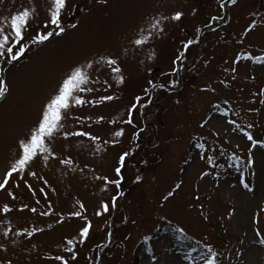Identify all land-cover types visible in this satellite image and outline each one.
Segmentation results:
<instances>
[{"label":"rangeland","instance_id":"rangeland-1","mask_svg":"<svg viewBox=\"0 0 264 264\" xmlns=\"http://www.w3.org/2000/svg\"><path fill=\"white\" fill-rule=\"evenodd\" d=\"M48 7L49 0H0V18L21 8L37 13L25 33L26 53L12 64L0 60V75L11 89L0 99V181L18 158V141L28 135L65 74L88 61L93 68L86 69L87 87L93 91L79 95L92 103L74 106L63 123L66 131L99 139H64L61 133L47 160L36 159L0 189V264H60L57 255L68 259L64 241L78 238L84 220L71 213L81 203L93 227L85 244L77 245L73 264H92L97 255L96 264H192L205 244L219 253L220 264H264L259 243L264 238V147L249 152L250 142L228 123H255L254 138L264 140V97L253 95L264 89V64L246 58L264 57V0L235 5L230 0H67L64 32L32 44L30 38L45 31ZM177 11L183 14L179 21L162 19ZM155 20H161L163 31L151 29ZM252 22L255 28L245 32ZM149 31L145 45L132 43ZM189 40L193 43L184 49ZM109 57L118 60L122 84L103 62ZM103 96L114 99L102 101ZM136 97L141 100L133 123H122ZM121 129L123 135L115 137ZM124 153L120 185L102 191L103 181L96 177L117 179L114 168ZM233 154L239 161L228 159ZM241 171L253 192L240 183ZM201 172L208 175L200 179ZM177 183L181 188L165 201ZM112 197L117 198L114 208ZM101 200L110 211L98 217ZM4 205L12 211L4 213ZM33 229L42 231L27 236ZM18 231L25 234L17 236ZM181 238L196 242V251Z\"/></svg>","mask_w":264,"mask_h":264},{"label":"snow or ice","instance_id":"snow-or-ice-1","mask_svg":"<svg viewBox=\"0 0 264 264\" xmlns=\"http://www.w3.org/2000/svg\"><path fill=\"white\" fill-rule=\"evenodd\" d=\"M106 2V0H105ZM232 5L238 3V0H230ZM67 6V0H49V7L47 11L46 22L44 24V32H36L30 39L32 44H43L45 41L49 40L53 35L59 36L64 32V29L61 27V19L62 13L65 7ZM225 5H222L224 7ZM37 15L34 8H21L17 12L13 13L10 17L0 18V60H2L6 64H12L13 62H17L27 51V46L25 44V33L27 29L31 25L32 19ZM182 13L177 11L171 17H162V19L167 20L171 19L173 21H179L182 17ZM213 19H216L213 17ZM161 20H155L151 24V29L163 31L160 27ZM53 27L56 29L55 31H48L49 27ZM255 28V23L252 22L246 29L245 32H250ZM152 32L149 31L148 35H139L136 39L133 40V44L136 47H142L147 43V41L151 38ZM193 43V41L189 40L183 45L184 49H188L189 46ZM183 55V53H181ZM247 59H252L255 62H259L264 64V57L256 56V57H246ZM177 59H180L178 56ZM111 70V73L117 77V83H123L124 77L120 75L122 73V69L119 67L118 60L115 58H107L103 61ZM237 61H233L236 63ZM175 63V61H174ZM93 62L88 61L82 65H74L69 72L65 74L62 81L60 82L56 92L48 99V101L43 105L40 116L33 127L30 129L28 135L20 139L18 141V158L10 165L9 170L5 173L3 180L0 181V189H5L6 186L10 183V180L13 174H19L24 172L25 169L36 159L43 156L45 160L48 159V156L53 153L51 148V143L55 141L58 135L63 133V138L68 139L69 136H79V137H87L92 141H96L99 137L92 136L87 132L82 131H74L69 132L64 129L63 121L69 119V112L74 106H82L85 103H92L91 101H86L82 99L79 95L83 92H91L92 88L87 87L90 83V72L86 71V69H92ZM231 71L234 73L236 71L235 68H232ZM4 72V69L0 68V73ZM151 83V82H150ZM10 85L8 84L6 78L3 75H0V99L5 98L8 93H10ZM254 96L264 97V89H260L257 93H253ZM113 96H103L101 97L102 101H111L113 100ZM140 97L135 98V102L127 109L128 119L122 121V123H126L131 125L133 123L132 115L133 112L140 106ZM260 103L264 104V99L260 101ZM249 111H254L250 109ZM74 119L77 122H80L79 117H75ZM102 119V118H101ZM99 122V121H97ZM110 123H115V121H110ZM230 125L234 126V130L241 133L243 137L250 142V149L256 147L257 145L264 147V140H257L254 138V135L251 131L256 125L255 123H249L246 127L241 126L236 123L235 120L228 121ZM204 125H201L203 127ZM215 135H219V132L216 131ZM115 137H120L123 135V130H117L113 133ZM107 143V142H105ZM198 148H203V144H197ZM127 153L122 154L118 161L117 166L114 168L117 179L110 180L107 176H99L97 179L103 181L104 188L102 191L107 190V186L112 184L117 187L120 185L121 181L119 179L121 175V168L123 165V161ZM220 155H224L223 151L220 152ZM55 158V157H53ZM205 156H201V159H204ZM206 159L209 163L213 162L212 156H206ZM229 160H237L239 161V157H236L235 154L228 157ZM61 164H70L71 161L68 159H61ZM253 163L251 156L248 157L246 164L250 167ZM31 175H35V173H29ZM208 173L201 172L200 179H204ZM240 183L243 185L248 192H253L254 189L245 182L244 173L241 171L240 173ZM181 184L177 183L175 187L168 192V194L164 197V200L167 201L170 197H172L177 190L181 188ZM43 191V190H42ZM11 196L12 193H9ZM116 197H112L111 208L115 207ZM196 200H199V196L195 197ZM27 208V205L24 206ZM79 209L71 213L72 216L80 218L84 220L83 226L78 231V238H66L64 241L63 251L69 254L68 259H65L62 255H57L54 257L55 260L59 261L60 264H73L78 258L77 245H83L90 238L92 234V223L87 220L84 215V205L81 203L79 205ZM23 211L24 209H20ZM33 213L36 212L35 208L30 209ZM4 213H8L12 211L7 205H4L2 208ZM110 211L109 203L101 200L98 205V208L95 212L96 216H103L104 214ZM261 211H264L262 209ZM48 212L42 213V215H48ZM204 219H207V216L204 215L203 212L200 213ZM254 222L258 223L259 218L258 215L254 218ZM134 223V222H133ZM42 231V229H33V231H29L26 233L27 236H32L34 232ZM181 233L183 229H178ZM9 231L6 230L3 235L7 237ZM25 233L16 232V235H24ZM257 236H261L259 231L256 232ZM261 245H264V238L259 240ZM193 252L196 251L195 248L192 249ZM219 253L213 250V247L209 244L204 245V251H202L199 255V259L197 260L195 257L192 258V264H220V261L217 259ZM191 256L189 253L185 256V259H188ZM100 259L99 255L95 257V261L92 264H96ZM155 260V257H152ZM10 264V262H9Z\"/></svg>","mask_w":264,"mask_h":264},{"label":"trees","instance_id":"trees-1","mask_svg":"<svg viewBox=\"0 0 264 264\" xmlns=\"http://www.w3.org/2000/svg\"><path fill=\"white\" fill-rule=\"evenodd\" d=\"M181 241L188 244L191 248H196L197 244L196 242L192 241V240H188L187 238H181Z\"/></svg>","mask_w":264,"mask_h":264}]
</instances>
